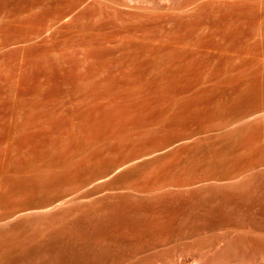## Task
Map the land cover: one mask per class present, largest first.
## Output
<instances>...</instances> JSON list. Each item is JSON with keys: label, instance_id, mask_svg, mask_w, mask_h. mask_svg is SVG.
<instances>
[{"label": "rangeland", "instance_id": "rangeland-1", "mask_svg": "<svg viewBox=\"0 0 264 264\" xmlns=\"http://www.w3.org/2000/svg\"><path fill=\"white\" fill-rule=\"evenodd\" d=\"M0 264H264V0H0Z\"/></svg>", "mask_w": 264, "mask_h": 264}]
</instances>
